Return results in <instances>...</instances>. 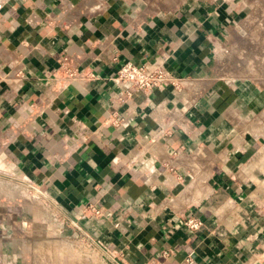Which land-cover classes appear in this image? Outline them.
Segmentation results:
<instances>
[{"label":"crops","instance_id":"obj_1","mask_svg":"<svg viewBox=\"0 0 264 264\" xmlns=\"http://www.w3.org/2000/svg\"><path fill=\"white\" fill-rule=\"evenodd\" d=\"M245 2L0 0V264H264V88L217 69Z\"/></svg>","mask_w":264,"mask_h":264},{"label":"rangeland","instance_id":"obj_2","mask_svg":"<svg viewBox=\"0 0 264 264\" xmlns=\"http://www.w3.org/2000/svg\"><path fill=\"white\" fill-rule=\"evenodd\" d=\"M138 1L166 4L177 0ZM245 3L241 28L220 51L217 69L223 82L246 81L264 88V0ZM26 193L31 197L30 191Z\"/></svg>","mask_w":264,"mask_h":264},{"label":"built area","instance_id":"obj_3","mask_svg":"<svg viewBox=\"0 0 264 264\" xmlns=\"http://www.w3.org/2000/svg\"><path fill=\"white\" fill-rule=\"evenodd\" d=\"M115 79L130 84L131 89L126 92L127 95H131L133 91H151L162 88L172 82L171 77L162 70L158 68L149 70L145 65L133 62L123 63L116 70ZM92 211L95 215L100 214L99 209L93 208ZM185 225L191 230H196L201 222L195 217H189L185 220Z\"/></svg>","mask_w":264,"mask_h":264},{"label":"bare ground","instance_id":"obj_4","mask_svg":"<svg viewBox=\"0 0 264 264\" xmlns=\"http://www.w3.org/2000/svg\"><path fill=\"white\" fill-rule=\"evenodd\" d=\"M23 193V192H22Z\"/></svg>","mask_w":264,"mask_h":264}]
</instances>
